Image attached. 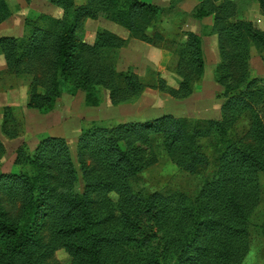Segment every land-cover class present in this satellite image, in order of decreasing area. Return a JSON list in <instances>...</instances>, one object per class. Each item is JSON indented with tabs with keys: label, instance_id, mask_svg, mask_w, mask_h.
Listing matches in <instances>:
<instances>
[{
	"label": "trees",
	"instance_id": "trees-1",
	"mask_svg": "<svg viewBox=\"0 0 264 264\" xmlns=\"http://www.w3.org/2000/svg\"><path fill=\"white\" fill-rule=\"evenodd\" d=\"M257 1L264 15V0ZM49 3L61 9L60 17L26 18L22 36L0 37L7 71L30 78L27 107L46 112L60 95L78 90L91 106L99 105L104 93L111 105L130 103L147 87L187 98L204 74L202 36L216 35L220 61L214 77L223 89L221 116L163 114L93 125L78 137L77 168L63 137H45L33 150L19 146L14 161L19 171L0 173V264H59L50 261L57 249L72 257L71 264H243L264 175V81L250 70L251 49L264 55V30L232 20L231 0L201 2L190 16L213 15L209 32L181 31L169 41L180 79L173 88L159 72L155 83L146 84L132 67L118 71L119 50L127 41L117 34L98 29L92 43L79 37L86 20L103 18L131 38L166 49L168 41L155 26L162 11L158 5L145 0ZM11 15L7 0H0V23ZM13 112L4 108L1 125L10 139L22 128ZM4 152L0 141V159ZM160 154L188 174L209 167L195 197L133 189L132 180Z\"/></svg>",
	"mask_w": 264,
	"mask_h": 264
},
{
	"label": "rangeland",
	"instance_id": "rangeland-1",
	"mask_svg": "<svg viewBox=\"0 0 264 264\" xmlns=\"http://www.w3.org/2000/svg\"><path fill=\"white\" fill-rule=\"evenodd\" d=\"M30 1L7 0L12 15L0 23V37L22 36L25 31L24 21L26 18L36 19L42 13L50 15L46 9V5L50 4L49 0H38L35 4L33 3V6L28 5ZM145 1L156 4L162 9L155 26L157 30L164 33L168 46L166 49L157 47L162 50V57L159 66L152 68L145 67L141 62H138L137 65L131 63L128 59L131 49H126V45L125 48L119 50L120 62L117 65V70L124 72L133 64L136 72L141 74V78L146 84L155 83L154 74L159 72L169 86L177 88L180 79L173 70L176 56L172 51L175 47L169 41L176 33L186 31L189 28L186 27V23L191 19L190 15L193 13L194 8L201 2L219 3L221 0ZM231 1L235 4L232 20H246L253 23L255 27L264 30V15L257 0ZM213 20V15L198 20L201 25L198 27V34L202 35L203 32H209ZM106 22L112 24V22L101 18L97 22L99 24L98 29L108 30ZM204 27L207 30L204 31ZM94 29L93 26L88 25L86 27L84 25L83 30L79 32V37L87 43L90 42L88 37L90 33L87 32L92 33ZM202 39L206 62L204 74L200 80L194 83L193 93L187 98L175 99L166 93L147 87L137 100L130 103L111 105L104 93L99 105L91 106L86 103L85 92L78 90L74 94L63 93L60 95L52 104V109L46 112L37 107H27L30 78L10 74L0 52V141L5 148V152L0 159V173L18 172L19 167L14 162L17 148L25 144L30 150H33L41 139L48 136L65 138L77 168L76 145L78 137L82 129L93 125L113 126L128 121L153 119L163 114L187 118L219 119L224 99L220 96L223 89L216 83L214 77L216 66L220 61L218 40L216 35H203ZM136 50L141 53H135L136 58L143 55L145 59L146 55H150L145 50H142V52L138 48ZM123 55H126L127 58L122 61ZM134 67L132 68L134 69ZM250 70L252 76L259 77L264 81V55L255 48L251 49ZM7 106L14 109L13 114L22 125L19 135L13 139L5 136L1 131L3 112ZM206 151L211 157V148L207 147ZM209 175V167L197 174H188L177 168L164 154H160L157 163L143 170L132 180V187L134 190L142 192H181L190 197H195L200 191L203 181ZM261 179V201L251 215V249L242 262L243 264H264V228H261L264 223V175L261 176ZM80 186L81 183H78L77 189ZM109 198L115 201L116 194H109ZM12 215L15 217L18 215L16 208L13 210ZM42 235L44 236V242H48L51 238L50 231L47 228L42 232ZM71 260L72 257L63 249L53 251L50 259L51 262L59 264H71Z\"/></svg>",
	"mask_w": 264,
	"mask_h": 264
},
{
	"label": "crops",
	"instance_id": "crops-1",
	"mask_svg": "<svg viewBox=\"0 0 264 264\" xmlns=\"http://www.w3.org/2000/svg\"><path fill=\"white\" fill-rule=\"evenodd\" d=\"M36 1H38V0H31L30 4H28V5L33 6V3L35 4ZM81 1L82 0H75L76 3H80ZM46 9L49 11L50 15L53 16V17H60L61 16L62 11H61V9L59 7L47 4L46 5ZM44 12H45V10H44ZM99 20H101V18L98 19V20L88 19L85 22V26L86 27L88 25H90V26H93L95 28L92 33L91 32H87V33H90L88 35V37L90 38V42H88V43H92L94 38H95V34H96V31L98 30V25H99V24H97V22H99ZM106 23L108 25V30L109 31L117 34L119 37H121L122 39L127 41L126 49H131L130 55L128 56L129 57L128 59H129V61L131 63H134L135 65H137L138 62H141V63H143L145 65V67H152V68L153 67L157 68L159 66L160 60H161V57H162V50L161 49H159V48H157L155 46H152L150 44L144 43L142 41L136 40L134 38H131L129 36V34H128V31L126 29H124L123 27L119 26V25L117 26V24H114V23L109 24L108 22H106ZM187 26L189 28H187L186 31H191V32H194V33L198 34L199 33L198 27H200L201 25H200V21H198L197 19H194V18L191 17V19H189V22L186 23V27ZM86 37H87V35H86ZM122 48H125V47H122ZM137 48L140 49L141 52H142V50H145V51L149 52L150 55L149 56L146 55L147 57L145 56V59H144L143 55H142V57L140 55L139 58H136L135 53L136 54L137 53L141 54L140 52H138L136 50ZM126 58H127L126 55H123L122 61L124 59H126ZM119 62H120V60L118 59V64H119ZM130 66L134 67L133 64H131ZM134 71L136 72V68L135 67H134ZM140 76H141V74H140Z\"/></svg>",
	"mask_w": 264,
	"mask_h": 264
}]
</instances>
